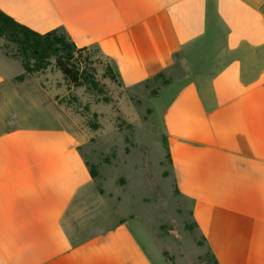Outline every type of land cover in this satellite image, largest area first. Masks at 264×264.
Masks as SVG:
<instances>
[{
  "label": "crops",
  "instance_id": "obj_1",
  "mask_svg": "<svg viewBox=\"0 0 264 264\" xmlns=\"http://www.w3.org/2000/svg\"><path fill=\"white\" fill-rule=\"evenodd\" d=\"M0 10L96 51L125 91L165 74L153 98L167 97L160 121L203 243L196 260L264 264V0H0ZM205 47L215 55L197 58ZM56 97L0 51V264H154L120 195L90 174L91 132Z\"/></svg>",
  "mask_w": 264,
  "mask_h": 264
},
{
  "label": "rangeland",
  "instance_id": "obj_2",
  "mask_svg": "<svg viewBox=\"0 0 264 264\" xmlns=\"http://www.w3.org/2000/svg\"><path fill=\"white\" fill-rule=\"evenodd\" d=\"M186 55L179 52L174 64ZM209 55L215 53L206 47L196 53L197 58ZM89 59L94 62L92 67L103 91L99 98L69 85L53 62L33 76L43 87H56L57 100L82 126L89 130V121L98 124L97 131L89 130L92 144L85 152L88 164L97 171V181L104 178L102 185L107 191L120 195L116 209L120 215L133 217H128L127 224L153 263L166 264V259L172 264H214L209 254L195 258L196 246L203 243L191 223L188 202L176 190L160 121L159 107L167 97L153 98L151 93L161 89L167 76L161 74L137 90L125 91L106 76L105 63L95 52L89 53ZM198 64L193 60L187 67ZM184 72L177 66L174 75L183 76Z\"/></svg>",
  "mask_w": 264,
  "mask_h": 264
},
{
  "label": "trees",
  "instance_id": "obj_3",
  "mask_svg": "<svg viewBox=\"0 0 264 264\" xmlns=\"http://www.w3.org/2000/svg\"><path fill=\"white\" fill-rule=\"evenodd\" d=\"M0 41V51L17 60L25 75L43 73L53 62L64 81L72 87H82L87 93L97 97L103 94L92 67L94 62L89 59L90 52L96 54L97 52L88 48L76 47L64 31L54 30L39 34L19 24L0 10ZM98 60L102 61L99 56ZM105 71L111 81L121 86L108 64H105ZM16 78L20 80L23 75ZM151 93L157 94L155 90H152ZM103 101H107V98L104 97ZM58 102L62 104V102ZM93 117L95 118L96 115L93 114ZM86 126L90 131H97L99 128L98 124L91 123V121ZM168 158L170 161L169 155ZM89 170L91 176L96 178L95 168L90 165Z\"/></svg>",
  "mask_w": 264,
  "mask_h": 264
}]
</instances>
